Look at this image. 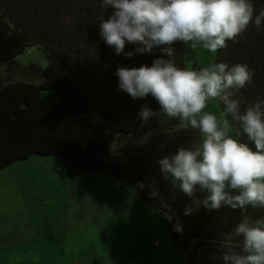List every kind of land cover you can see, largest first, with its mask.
I'll use <instances>...</instances> for the list:
<instances>
[{"label":"trees","instance_id":"1","mask_svg":"<svg viewBox=\"0 0 264 264\" xmlns=\"http://www.w3.org/2000/svg\"><path fill=\"white\" fill-rule=\"evenodd\" d=\"M252 2L257 14L264 9V0ZM112 11L110 6L103 9L101 0H0V69L16 75L0 84V171L33 157L54 158L69 178L105 176L123 183L165 217L168 236L180 249L198 239V228H185L202 215L198 209L184 215L191 200L163 180L158 160L175 154L178 147L198 143L199 133L179 127L178 120L161 125L153 118L142 126L141 106L155 112L159 104L151 95L133 100L118 91L114 72L118 65L151 66L160 53L115 55L99 35V24ZM228 45L215 53L214 63L247 64L254 70L253 83L241 94L246 101L264 99V23L259 30L250 24L236 43ZM134 47L126 44L124 51ZM173 47L177 67L185 68L190 57L193 67L198 66L193 49L180 42ZM30 48L52 59L55 73L47 74L34 64L20 67L17 57ZM218 106L221 111L223 106ZM91 116H99L101 123L93 125ZM240 142L255 151L246 136ZM139 183L145 187L138 188ZM154 189L157 198L149 196ZM177 222L182 233L174 231Z\"/></svg>","mask_w":264,"mask_h":264},{"label":"clouds","instance_id":"2","mask_svg":"<svg viewBox=\"0 0 264 264\" xmlns=\"http://www.w3.org/2000/svg\"><path fill=\"white\" fill-rule=\"evenodd\" d=\"M109 6L112 14L99 24V35L115 55L160 53L151 66L118 65L114 72L118 91L133 100L151 95L159 104L155 112L141 106L142 126L153 118L161 125L178 120L179 127L199 133L198 143L158 160L163 180L191 200L184 215L199 207L239 209L241 221L219 234L220 264H264V216L245 214L249 207L264 209V99L246 101L241 94L253 83L254 70L226 62L180 68L173 47L180 42L212 54L227 49L250 24L260 29L264 9L257 14L252 0H101L103 9ZM126 44L134 50L125 52ZM210 101L223 106L219 116L206 111ZM241 136L254 143L255 151L240 142ZM149 196L159 197L158 190ZM174 231L182 233V225L177 222Z\"/></svg>","mask_w":264,"mask_h":264},{"label":"rangeland","instance_id":"3","mask_svg":"<svg viewBox=\"0 0 264 264\" xmlns=\"http://www.w3.org/2000/svg\"><path fill=\"white\" fill-rule=\"evenodd\" d=\"M193 56L198 66L193 67V59L190 57L186 60L185 68L198 70L214 63L215 54L202 48L193 50ZM16 62L22 68L34 64L47 74L55 73L52 59L35 48L26 50L17 57ZM55 65L62 71L58 64ZM36 76L39 75H31L29 79ZM13 77L16 75L10 70L0 69V81L15 80ZM206 111L219 116L218 103L210 101ZM90 121L93 125L99 124L101 118L91 116ZM54 160L56 159L33 157L0 171V239H7V224H15L10 215L19 200L34 204L44 197L46 200L52 199V208H56L54 205H60L61 202L63 206L70 207V212L74 209L72 207L82 208V217H76L72 212L69 214L73 220L82 218L79 226L68 234L67 239L73 244L72 248L79 245L76 261H81V264H155L164 247L160 243L158 249L153 241L158 238L166 241L165 248L167 244H171L165 217L142 203L123 183L105 176L86 175L79 179H68L61 165L53 166ZM53 168L60 170L55 171ZM59 174L65 177L61 178ZM61 218V215H56L53 222L59 223ZM60 224L53 226L54 229L59 228ZM4 249L5 252L0 251L3 263L12 264L5 258L6 255H11L12 247ZM67 255L72 257L69 256L72 254ZM90 256L93 260L89 259Z\"/></svg>","mask_w":264,"mask_h":264},{"label":"crops","instance_id":"4","mask_svg":"<svg viewBox=\"0 0 264 264\" xmlns=\"http://www.w3.org/2000/svg\"><path fill=\"white\" fill-rule=\"evenodd\" d=\"M3 82L0 81V84H3ZM54 165L60 167L57 160H54ZM53 170L58 171L60 169L53 168ZM59 175L61 178L68 177L66 172L65 176ZM85 176L70 179H79ZM142 203L145 202L142 201ZM51 205L52 199L46 200L42 197L34 204L33 202L19 200L18 205L13 207L14 210L10 216L15 224L14 226L7 224L8 229L10 228L9 231L5 228L7 239H4V237L0 239L1 253H3L2 251L5 252V247H12L11 255L8 254L5 257L8 263L81 264V261H76L79 251L77 246L79 245L72 248L73 244L69 243L67 239L68 234L73 232L77 225L79 226V222L82 219L76 218L73 220L69 217V214L72 212L74 216L82 217V208L75 206L72 207L74 209L70 212V207L68 205L63 206L62 202L60 205H54L56 208H52ZM198 210L202 216L196 217V223L190 221L186 226L187 228H185L189 231L198 228L201 231L198 233V239H191L187 245L180 249L176 248L171 239V244H167L166 248L164 244L166 241H162L159 238L155 239L153 242L158 246V249L160 248V243L165 249H162L161 256L156 260L155 264H187L188 262L190 264H220L219 234L230 232L241 221V212L239 209L232 210L228 207H223L218 211H209L203 207H199ZM5 214L3 217H5ZM245 214L253 219L260 218L264 216V209H252L249 207ZM56 215H61L62 217L59 222L61 223L60 229L56 227L54 229L53 227L59 224L53 222ZM54 233H56V236H54ZM67 254H72L69 256L73 258H69ZM2 256L3 254H0V264H4ZM89 259L93 260V257L90 256Z\"/></svg>","mask_w":264,"mask_h":264}]
</instances>
